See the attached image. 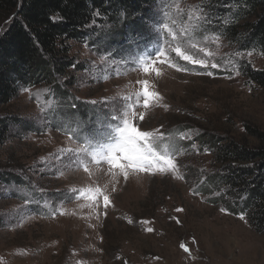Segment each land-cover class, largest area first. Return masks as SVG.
<instances>
[{
	"label": "rangeland",
	"instance_id": "374dc122",
	"mask_svg": "<svg viewBox=\"0 0 264 264\" xmlns=\"http://www.w3.org/2000/svg\"><path fill=\"white\" fill-rule=\"evenodd\" d=\"M214 3L159 0L156 20L142 22L157 53L125 61L121 50L104 56L74 43L83 71L69 72L68 89H23L0 108L9 127L0 145V264H264V231L216 201L208 182L219 188L223 161L199 142L207 135L222 147L264 148V90L238 68L243 61L261 70L264 60L239 52L207 23ZM197 8L205 16L198 26L187 19ZM126 35L107 44L130 41ZM177 47L217 64L208 69L213 76L178 57ZM144 80L160 97L148 108ZM125 120L153 133L174 173L130 171L125 180L109 168L106 153ZM96 188L109 196L107 209L102 197L90 199Z\"/></svg>",
	"mask_w": 264,
	"mask_h": 264
},
{
	"label": "trees",
	"instance_id": "16d2710c",
	"mask_svg": "<svg viewBox=\"0 0 264 264\" xmlns=\"http://www.w3.org/2000/svg\"><path fill=\"white\" fill-rule=\"evenodd\" d=\"M158 2L0 0V108L10 104L23 89L41 85L68 89L69 72L83 71L71 55L74 43L99 49L104 56L121 50L125 61H135L137 54L148 52L155 40L142 22L156 20L151 12ZM213 9L207 23H216L217 33L239 52H257L264 60V0H215ZM96 11L103 15L95 18L93 24ZM124 31V37L128 33L130 41L107 44L112 35ZM238 68L244 78L264 90V65L255 70L242 61ZM7 122L0 119V145L7 138ZM200 138L206 141L199 142L223 161L219 188L208 182L209 188L219 193L216 201L227 211L246 216L255 230L263 232L264 148H250L233 141L222 147L217 136Z\"/></svg>",
	"mask_w": 264,
	"mask_h": 264
},
{
	"label": "snow or ice",
	"instance_id": "6c2138e0",
	"mask_svg": "<svg viewBox=\"0 0 264 264\" xmlns=\"http://www.w3.org/2000/svg\"><path fill=\"white\" fill-rule=\"evenodd\" d=\"M94 19L91 23L95 24L96 19L101 17L103 14L99 11L94 12ZM187 19L190 22H194L198 26V22L205 19L203 15V9H193L187 15ZM165 29H168V24L165 23L163 25ZM193 48L196 47L195 44L192 45ZM201 52H205L204 48H200ZM175 52L178 57L188 62L191 65H197L200 69H204L206 74L209 77L213 76V72L208 70L209 68L215 69L218 67L217 64L212 63L209 65L205 59H194L192 55L185 54L180 50L179 47L175 49ZM163 51L158 53V56H163ZM211 53L205 52V56H210ZM161 63L164 61L161 60ZM152 63H155V59H153ZM74 66V65H73ZM145 72H148L149 69L146 67ZM180 68H177V71H180ZM160 75L159 72L156 73ZM143 85V97L144 103L143 106L148 108L150 106V101L153 99H159V93L151 92L148 88V81L144 80L141 82ZM44 91H47L45 89ZM87 103V102H86ZM91 103L95 104V101H91ZM76 105H73L75 108ZM113 120L116 119L115 116L112 117ZM139 120L143 121L144 116L141 114L139 116ZM118 134V138L114 140V144L109 146V152L106 153L107 164L110 169L118 170L119 174L124 177L125 180L128 179V175L130 171L136 172H150L152 175H156L159 173H174L177 165L174 163L173 159L169 156L160 155L157 153L155 145L157 143V138L154 137L153 133L150 131H142L139 127L135 126L134 123L129 120H125L123 122V126L116 129ZM87 172L88 169L86 168ZM177 179H182V177L177 176ZM97 195L90 197V199L96 201L100 197L103 200V207L107 209L109 204L111 203L109 200V196L100 191L99 188L95 189ZM97 206H99L97 204ZM245 217L241 215L240 219H244ZM131 222V221H130ZM149 232L153 231L151 228L148 229ZM182 247H184L182 245ZM184 251L188 252L189 249L184 247Z\"/></svg>",
	"mask_w": 264,
	"mask_h": 264
}]
</instances>
